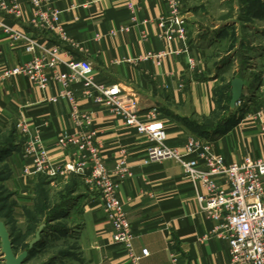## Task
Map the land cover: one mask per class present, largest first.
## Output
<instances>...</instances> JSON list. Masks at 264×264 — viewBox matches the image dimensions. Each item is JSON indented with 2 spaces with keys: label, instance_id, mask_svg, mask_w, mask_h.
<instances>
[{
  "label": "crops",
  "instance_id": "crops-1",
  "mask_svg": "<svg viewBox=\"0 0 264 264\" xmlns=\"http://www.w3.org/2000/svg\"><path fill=\"white\" fill-rule=\"evenodd\" d=\"M18 1L21 20L1 17L20 31L59 46L63 58L87 61L99 81L119 84L136 96L141 117L153 115V119L164 122L166 144L170 147L182 150L188 136H206L224 116L223 101L230 95L229 83L237 71L234 66L229 69L225 65L228 73L218 67L211 72L204 59L210 48L203 44V39L188 36V30L186 41L174 37L170 47L166 46L157 30L158 19L165 15L163 0H134V10L128 7L129 0H53V8L60 11L66 42L29 25L31 7L26 0ZM259 34L255 56L243 74V98L251 106L242 110L238 118L240 111L236 108L233 121L221 134L211 138L214 151L227 163L240 162L246 156L264 159V113L258 112L264 101L261 77L264 28ZM168 51L170 54L157 56ZM146 55L150 57L139 60ZM189 57L197 63L195 70H189ZM27 59L20 47L8 44L0 30V71ZM57 90L51 84L40 91L22 76L0 80V136L4 140L0 143V162L7 167L8 180L18 187V193L25 192L24 142L32 140L46 148L54 163L68 159V154L56 147V139L60 134L74 136L77 131L68 114V103L57 98ZM74 95L79 108L91 114L89 129L97 131L96 142L106 167L113 168L120 151L126 153L130 174L119 184L117 195L129 221L130 247L137 254L148 251L141 264H172L173 253L176 264H228V241L211 233L213 222L198 207L197 195L204 191L182 177L177 162L160 160L146 164L143 136L125 127L119 117L103 106L84 98L78 85ZM21 120L27 128L26 136L15 129ZM11 135L14 139L8 140ZM67 179L56 182H68ZM79 181L77 185L82 182ZM81 187L76 202L80 219L79 249L70 264H129L126 246L112 241L113 228L98 194L83 184Z\"/></svg>",
  "mask_w": 264,
  "mask_h": 264
},
{
  "label": "built area",
  "instance_id": "built-area-1",
  "mask_svg": "<svg viewBox=\"0 0 264 264\" xmlns=\"http://www.w3.org/2000/svg\"><path fill=\"white\" fill-rule=\"evenodd\" d=\"M31 7L28 24L33 28L55 34L59 41L68 40L60 24V11L52 6L53 0H26ZM134 0L128 7L134 10ZM165 15L158 19L159 38L170 47L174 37L186 41V30L180 13V0H163ZM21 20V5L18 0H0V30L6 35L8 44L20 47L28 59L12 68L0 71V80L22 76L34 87L43 91L51 84L57 87V98H64L69 106V116L76 128V135L60 134L56 147L68 154V159L54 163L46 148L28 140L22 145L24 179L33 176L63 181L74 176L83 181L91 192H96L107 221L113 228V243L126 246L129 264H141L148 255L147 249L139 254L130 247L131 230L123 203L117 195L119 184L130 174L126 153L120 151L113 168L108 169L96 142L97 131L89 129L91 114L82 111L75 86L82 89L88 101L103 106L119 117L125 127H131L145 138L144 162L160 160L177 162L182 177L192 185H198L203 194L197 195L199 209L213 222L211 233L229 243L228 264H264V159L246 156L240 162H229L214 151L212 139L191 134L183 149L166 144V128L153 115L140 116L136 96L124 90L121 85L99 81L92 65L77 58H63L59 46L49 44L43 38L33 36L15 28L6 18ZM176 53H186L176 51ZM167 53L157 54L165 56ZM150 55L140 57L147 59ZM189 70H195L197 63L187 59ZM64 68V69H63ZM264 81V72L261 74ZM251 106L242 99L237 105L240 111L236 118ZM243 110V111H242ZM264 113V101L258 108ZM257 112V113H258ZM15 129L23 136L28 135L24 122L18 121ZM222 177V182L218 178ZM176 264L175 254L170 255Z\"/></svg>",
  "mask_w": 264,
  "mask_h": 264
},
{
  "label": "rangeland",
  "instance_id": "rangeland-1",
  "mask_svg": "<svg viewBox=\"0 0 264 264\" xmlns=\"http://www.w3.org/2000/svg\"><path fill=\"white\" fill-rule=\"evenodd\" d=\"M260 1L264 2L180 0V13L188 36L194 40L203 39V44L210 48L204 59L211 72H215L218 67L226 74L234 66L237 72L241 69L242 74L247 73L257 43L260 42L259 33L264 28V17L258 15L254 6V2ZM225 65L230 68L225 69ZM223 102V106L228 103L226 100ZM9 139L13 140L14 136L11 135ZM2 141L0 136V143ZM8 179L7 167L0 162V220L9 235H12L15 252L25 249L38 225L44 224L49 217H55L54 221L47 224V232L27 264L74 262L72 257L77 255L79 249L77 240L80 230L79 212L76 209L77 192L82 190L83 181L77 185L79 179L69 178L68 182L59 183L42 176H33L24 179L22 187H25V192L18 193V187ZM0 264H3L1 257Z\"/></svg>",
  "mask_w": 264,
  "mask_h": 264
},
{
  "label": "water",
  "instance_id": "water-1",
  "mask_svg": "<svg viewBox=\"0 0 264 264\" xmlns=\"http://www.w3.org/2000/svg\"><path fill=\"white\" fill-rule=\"evenodd\" d=\"M244 79L241 77H234L231 79L230 85V99L228 102L229 110L234 113L237 111L236 107L238 103L243 99V89H244ZM44 224L37 226L36 231L33 236L27 242V249L19 253L13 252L11 247L10 235L6 231L4 223L0 220V257L3 264H27L28 255L34 245L38 243L41 239V234L43 233Z\"/></svg>",
  "mask_w": 264,
  "mask_h": 264
},
{
  "label": "trees",
  "instance_id": "trees-1",
  "mask_svg": "<svg viewBox=\"0 0 264 264\" xmlns=\"http://www.w3.org/2000/svg\"><path fill=\"white\" fill-rule=\"evenodd\" d=\"M254 6H255V8L257 9V11H258V15H262L263 17H264V14H262V13H264V2L263 1H260L259 3H257V2H254ZM241 69H239V72H237V74H235V77H241V78H244L243 77V74L241 73V71H240ZM229 91H230V89H229ZM229 99H230V95L229 96H226V101H228L229 102ZM224 110H225V113L226 114H224V116L216 123V125H215V127H214V129L213 130H211V131H209L210 133H208L206 136H204V138H212V137H216V136H218L219 134H221V132H223L224 131V129L226 128V126L227 125H229L232 121H233V119H234V117H233V115H234V112L233 111H231V110H229V108H228V103L224 106ZM204 134H206V133H204ZM46 178V177H45ZM44 178V179H45ZM55 220V217H49L47 220H46V222L44 223V228H43V233L41 234V239H40V241L38 242V243H36L35 245H34V248L33 249H31V251L29 252V255H28V260L30 259V256H31V254L33 253V251L38 247V244L42 241V239H43V235H44V233L45 232H47V229H48V227H47V224L49 223V222H52V221H54ZM10 241H11V247L13 248V252H15L16 251V248L15 247H13V242H12V235H10ZM26 246V245H25ZM27 249V246L25 247V249L24 250H26ZM16 253V252H15ZM27 263V262H26Z\"/></svg>",
  "mask_w": 264,
  "mask_h": 264
}]
</instances>
